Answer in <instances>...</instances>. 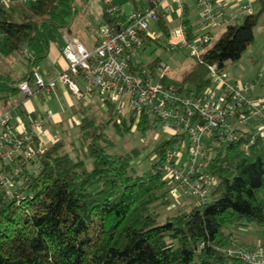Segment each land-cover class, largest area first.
I'll list each match as a JSON object with an SVG mask.
<instances>
[{
    "label": "trees",
    "instance_id": "16d2710c",
    "mask_svg": "<svg viewBox=\"0 0 264 264\" xmlns=\"http://www.w3.org/2000/svg\"><path fill=\"white\" fill-rule=\"evenodd\" d=\"M77 1L14 0L0 5V105L19 95L16 84L46 59L50 45L71 28ZM256 1L255 12L227 22L199 57L190 55L194 60L181 78L172 79L200 92L210 84V65L222 69L237 62L264 16V0ZM189 14L185 4L182 23L190 39L194 29ZM103 19L112 22L104 11ZM156 25L159 36L145 37V45L155 42L165 48V19L158 17ZM17 52L28 66L22 77L4 69L6 59ZM158 61L150 60L151 66ZM86 110L78 124L80 147L75 159L59 139L39 156L40 172L23 179L22 201L0 193V264H237L225 253L231 240L237 242L226 226L254 222L264 227L261 139L256 137L246 154L245 134L227 143L219 142L216 132L211 134L209 139L215 142L210 144L213 150L204 169L217 177L216 186L206 201L161 217L152 206L160 202L166 207L171 201L167 181L155 166L176 137L156 141L149 168L138 172L131 161L141 148L110 152L107 147L114 141L104 130L111 124L113 132L123 136L132 128L130 121L116 123L111 103L101 119ZM146 122L142 118L137 130L145 131Z\"/></svg>",
    "mask_w": 264,
    "mask_h": 264
},
{
    "label": "built area",
    "instance_id": "2783aa9c",
    "mask_svg": "<svg viewBox=\"0 0 264 264\" xmlns=\"http://www.w3.org/2000/svg\"><path fill=\"white\" fill-rule=\"evenodd\" d=\"M101 1L112 22L96 25L91 45L64 30L60 38L66 68L49 81L32 68L28 78L16 84L17 88L31 96L35 92L30 85L32 79L39 91L49 94L59 82L77 101L94 100L104 110L107 103L113 104L116 123L130 121L132 130L137 129L142 118L147 120L148 128L160 125L170 132L169 137H176L155 166L162 178L172 183L170 195L175 197L180 188L198 202L206 201L218 182L204 169L213 150L210 144L215 142L209 137L216 132L218 141L227 143L245 134L246 154L256 137L264 143V92L250 98L252 84L215 65L209 66L210 84L197 92L168 78L169 69L161 61L151 66L140 55L144 38L159 36L157 25L153 29L150 23L157 24L161 16L168 29L169 49L187 47L191 56L199 57L212 39L210 32L228 21L226 4L221 0H193L199 18L189 39L182 23L180 0H141L139 8L127 13L115 0ZM251 1L241 4V14L252 12ZM12 2L0 0V5ZM22 53L28 54L25 50ZM11 100L13 108H17L16 97ZM43 123V117L38 116L26 128L20 117L12 121L9 110L0 112V193L8 199L22 201L26 194L21 185L26 174L37 175L41 170L39 156L46 147L41 134ZM225 253L237 264H264V243L247 246L231 240Z\"/></svg>",
    "mask_w": 264,
    "mask_h": 264
},
{
    "label": "rangeland",
    "instance_id": "374dc122",
    "mask_svg": "<svg viewBox=\"0 0 264 264\" xmlns=\"http://www.w3.org/2000/svg\"><path fill=\"white\" fill-rule=\"evenodd\" d=\"M183 1L190 9L189 18L192 24H197L199 10L195 7L193 0ZM92 2V0H78L76 2L75 5L77 14L72 25V29L75 34H77L84 44L87 45L88 43L85 41L84 29L89 31V34H93V30H96V26L89 23V29L83 28L84 20H87L86 10L88 9V5ZM116 3L121 4L125 13L132 8L127 0H116ZM258 7L257 1H253L251 3L252 12H255ZM99 22L101 23L102 21ZM152 23H150L151 28H155ZM224 27L225 25L220 26L215 31L214 35L211 33V42H214L217 39V37L224 30ZM167 42L168 38L165 42L167 45L165 48L158 46L155 42L145 45L140 58L143 61L159 59L163 64L167 65L169 69L168 78H181L182 73L192 64L194 58L190 56V49L187 47H180L172 50L169 49L170 45ZM58 43H62L61 39ZM13 57H18L22 62L25 61V57L18 52L15 53ZM226 71L229 75L239 76L253 85V89L249 91L250 98L264 92V16H261L258 24L254 27V40L252 44L246 49L237 62L229 63L226 66ZM79 103L82 105L84 110L87 109V104L91 103L89 107L91 111H88V114L96 115L98 119L103 117L104 108L98 105L94 100L91 102L86 101V103L85 101H81ZM73 113L76 117L80 116L78 113L71 111L61 115V122L55 123L52 121L44 123L42 129L44 132L48 131L52 136H55L59 133V131H61L59 137L66 142L67 150L70 156L75 159L80 147L78 140V128L75 127L70 129L66 124L67 117ZM104 130L114 141L112 145L107 147L110 152L118 151L125 153L130 151L132 148H141L139 155L135 156L131 161L132 167H134L138 172L149 168L150 160L154 157V153H151V149L155 145L156 141L159 139H167L170 136V132L163 130L158 124L153 128H147L145 131L131 129L129 133L123 136L114 133L111 124H106ZM87 163L90 167L89 160H87ZM171 186L172 183H167L166 188L170 189ZM176 193L177 195L175 197L168 193V198L171 201L168 206L164 207L160 204V202H158L152 206V209L159 211L161 213L160 216L162 217L165 214L174 212L176 209L181 208L186 210L198 203L197 199L184 194L180 188L176 189ZM225 230L226 232H231L234 239L240 244L254 246L264 243V227H260L254 222H248L246 225L242 226L227 225Z\"/></svg>",
    "mask_w": 264,
    "mask_h": 264
},
{
    "label": "crops",
    "instance_id": "0c3cea01",
    "mask_svg": "<svg viewBox=\"0 0 264 264\" xmlns=\"http://www.w3.org/2000/svg\"><path fill=\"white\" fill-rule=\"evenodd\" d=\"M92 1L93 2L89 4L90 6L88 5V9L86 10L87 20H84L83 28L89 29L90 27L89 24L96 26L98 23H100L99 21L102 22L104 21L102 1L101 0H92ZM180 1L183 3V7H184L186 3L183 0ZM221 1L226 4L225 12L228 20L227 22H232V21L235 22L239 20L240 17L243 15L241 14L240 6L242 3H245L247 0H221ZM253 1H251V3ZM127 2L132 6L131 9L139 8L142 5L141 0H127ZM226 23L223 22L219 23V25L215 29H213L210 33L214 35L215 31L220 26L225 25ZM152 24L156 28V23H152ZM68 32L78 37L80 41L83 42L81 38L77 34H75V32L72 29V26L68 30ZM84 35H85L86 43H88V45H91L90 39L94 37L95 30H93V34H89V31L84 29ZM61 49H62V43L51 44L46 59L36 67L40 75L43 77L44 81H49L54 79L59 71L66 68V61L62 57ZM7 68H10L17 77H22L24 76V74L28 73L27 62L20 61L18 57H12L10 59H7L4 63V69ZM27 78L28 77L21 78L20 81ZM30 85L32 86L33 90H35V92L31 96H25L19 92V95L16 96L17 108H13V102L12 100H10V102L4 105H0V112L4 110H9L12 117V121L16 122L17 118L20 117L23 126L29 128L31 120L35 117L42 116L44 119V123L52 122V121L57 123V122H61V115L72 111L78 113L80 116L76 117L74 113L72 115H69L67 117L66 124L70 129L75 127L78 128V124L82 116L81 112L84 109L82 105L79 103L81 101H77L65 85L58 82L56 86L51 89L49 94L39 91V89L36 88L37 86L35 85L32 79H30ZM90 105L91 103L87 104V109L90 107ZM85 111L87 112L86 109ZM88 111L91 110L89 109ZM20 127L21 125L19 126V128ZM41 131H42L41 133L42 138L46 142V146L53 143L52 139L54 137H56L57 140L61 139L59 137L61 131H59V133L56 134L57 136L56 135L52 136L51 134H49L48 131L44 132L43 129H41Z\"/></svg>",
    "mask_w": 264,
    "mask_h": 264
}]
</instances>
